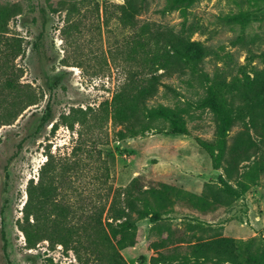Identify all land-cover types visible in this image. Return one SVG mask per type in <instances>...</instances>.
Listing matches in <instances>:
<instances>
[{
	"label": "rangeland",
	"instance_id": "1",
	"mask_svg": "<svg viewBox=\"0 0 264 264\" xmlns=\"http://www.w3.org/2000/svg\"><path fill=\"white\" fill-rule=\"evenodd\" d=\"M123 1L0 0L16 12L7 34L22 39L16 59L22 92L36 97L0 123V264H80L61 244L42 240L29 248L20 230L29 181L50 178L53 203L73 209L57 217L67 224L84 223L100 210L104 221L112 201L123 205L122 190L134 178L203 198L206 210L176 204L158 221H140L138 242L120 250L128 264L141 257L148 264L151 244L168 233L232 237L264 255V139L235 118L231 105L211 107L214 90L207 92L218 72L230 80L264 69V0H197L187 22L197 23L191 37L209 52L196 66L159 70L161 84L147 101L182 108L188 131L172 133L168 121L144 118L142 131L120 139L124 128L113 123L109 101L122 87L147 82L143 64L156 48L149 42L139 54L134 40L147 42L157 25L177 29L182 21L178 11L159 12L165 0H148L135 25L123 26L116 7ZM229 15L243 19L228 21ZM2 86L0 79V97L8 94ZM217 107L231 109V123L221 122ZM6 112L1 101L0 120ZM235 143L245 149L232 161ZM43 214L48 235L54 213L46 208Z\"/></svg>",
	"mask_w": 264,
	"mask_h": 264
},
{
	"label": "trees",
	"instance_id": "2",
	"mask_svg": "<svg viewBox=\"0 0 264 264\" xmlns=\"http://www.w3.org/2000/svg\"><path fill=\"white\" fill-rule=\"evenodd\" d=\"M196 1L165 0L159 12L164 14L178 11L182 18L179 28L157 25L147 42L140 38L134 40L139 54L149 42L156 48L152 49V53L143 64V70L149 74L147 82L138 83L133 89L122 87L109 101L113 123L124 128L117 132L120 139L135 136L142 131L145 127L139 125L144 118L168 121L172 133L188 131L184 125L185 111L182 108L161 103L149 105L147 101L156 94L157 85L161 84L159 70L172 73L176 69H182L186 64L196 66L209 52L207 45L191 37L198 28L197 23L187 22L189 9ZM148 5V0H124L116 5L120 23L123 26H134L136 17L144 12ZM15 15L12 7L0 4V79L3 81L2 87L8 90L6 96L0 97V105L1 101H5L7 109L0 123L17 114L25 105L24 102L33 104L36 101L33 93L22 92L24 86L20 82L22 69L16 63L17 57L24 52L22 39L7 34L8 23ZM226 19L239 21L243 18L238 19L237 15H229ZM262 57L264 58V52ZM216 78L215 84L207 88L208 94L210 90H214L210 106L216 107L219 101L224 105H231L235 118L245 120L247 127L254 128L264 139V69H255L253 75L233 76L230 80H226L225 76L218 72ZM165 86L171 88L170 85ZM217 108L221 122L225 123L228 117L230 120L228 123H231L229 115L231 109L225 111ZM229 148L233 161L244 153L245 146L235 143ZM55 190L52 178L47 179L45 183L42 180L35 184L32 179L29 181L26 189L27 199L22 207L20 230L29 248L42 240H47L52 245L61 244L76 254L80 264H128L120 250L134 246L138 242L139 233L141 235L140 221L146 218L152 222L158 221L163 213L171 212L176 204L207 209L203 198L194 193L176 189L165 183L146 185L139 178H134L122 190L123 205L117 207L115 200L112 201L104 221L101 219L103 210H100L97 214L89 215V219L84 223L67 224L58 221L57 217L65 219L73 209L67 204L53 203ZM46 208H50L54 213L49 221L48 235L44 232L46 223L44 220L48 217L47 214H43ZM184 234L186 233L175 236L168 233L152 243L155 254L149 257L148 264H200L201 261H210L211 264H264V255L257 253L246 242L239 244L232 237L200 240L194 234L187 238ZM184 244L185 248L182 247ZM140 261L138 264H143L144 257H141Z\"/></svg>",
	"mask_w": 264,
	"mask_h": 264
}]
</instances>
